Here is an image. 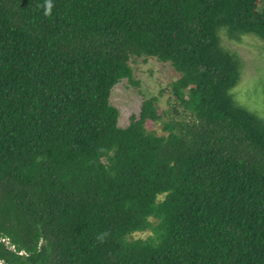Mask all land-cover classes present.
<instances>
[{
    "label": "trees",
    "instance_id": "16d2710c",
    "mask_svg": "<svg viewBox=\"0 0 264 264\" xmlns=\"http://www.w3.org/2000/svg\"><path fill=\"white\" fill-rule=\"evenodd\" d=\"M249 34L264 0H0V262L264 264V106L226 44ZM148 59L179 76L120 126Z\"/></svg>",
    "mask_w": 264,
    "mask_h": 264
},
{
    "label": "rangeland",
    "instance_id": "374dc122",
    "mask_svg": "<svg viewBox=\"0 0 264 264\" xmlns=\"http://www.w3.org/2000/svg\"><path fill=\"white\" fill-rule=\"evenodd\" d=\"M223 41L226 42L225 37ZM226 44L237 53L242 65L239 82L232 89L234 99L253 111L261 110L260 107L264 106V40L249 34L243 35L238 42L229 41ZM132 68L135 79L140 82L139 88L124 79L111 93V102L120 110V126L127 125L130 115L139 111L143 98L157 96L179 76L169 63L156 59H148L146 62L136 60ZM166 99L167 96L159 98L161 110L166 107ZM147 126L157 132L161 131L159 124L149 122Z\"/></svg>",
    "mask_w": 264,
    "mask_h": 264
},
{
    "label": "clouds",
    "instance_id": "9594fccd",
    "mask_svg": "<svg viewBox=\"0 0 264 264\" xmlns=\"http://www.w3.org/2000/svg\"><path fill=\"white\" fill-rule=\"evenodd\" d=\"M2 241H3V239H2ZM0 264H2V262H0Z\"/></svg>",
    "mask_w": 264,
    "mask_h": 264
}]
</instances>
